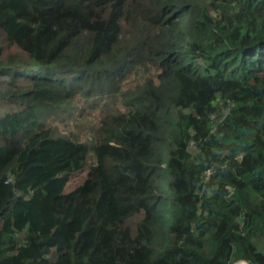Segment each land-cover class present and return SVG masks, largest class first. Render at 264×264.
<instances>
[{
    "label": "trees",
    "instance_id": "obj_1",
    "mask_svg": "<svg viewBox=\"0 0 264 264\" xmlns=\"http://www.w3.org/2000/svg\"><path fill=\"white\" fill-rule=\"evenodd\" d=\"M0 29V264H264V0H0ZM117 93L88 143L41 122Z\"/></svg>",
    "mask_w": 264,
    "mask_h": 264
},
{
    "label": "rangeland",
    "instance_id": "obj_2",
    "mask_svg": "<svg viewBox=\"0 0 264 264\" xmlns=\"http://www.w3.org/2000/svg\"><path fill=\"white\" fill-rule=\"evenodd\" d=\"M0 49L4 56L18 54L19 52V48L16 45L7 42L1 29ZM137 81L138 77L134 75L129 77L121 84V91L132 88ZM92 99L78 98L76 100L75 98L76 105L74 111L60 109L55 111V113H44L41 115V122L51 127L53 137L69 136L80 142L88 143V141L95 139L99 120L105 114H118L125 110L119 93L105 94ZM12 110H14L13 106L0 102V117L4 113L11 112ZM91 163L92 157H89L83 170L70 175L66 188L67 191L83 182Z\"/></svg>",
    "mask_w": 264,
    "mask_h": 264
}]
</instances>
